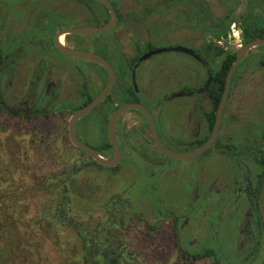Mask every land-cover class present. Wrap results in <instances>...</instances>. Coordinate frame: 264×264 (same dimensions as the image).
Wrapping results in <instances>:
<instances>
[{
    "label": "flooded vegetation",
    "instance_id": "obj_1",
    "mask_svg": "<svg viewBox=\"0 0 264 264\" xmlns=\"http://www.w3.org/2000/svg\"><path fill=\"white\" fill-rule=\"evenodd\" d=\"M9 1L0 0V104L3 106L4 116L9 115L19 119L31 116L33 112L47 113L48 109L51 108L57 110L52 114H57L59 111L68 108L73 110L79 106L76 104L78 101L86 100L87 91L83 87V92L77 96L78 98H71L68 95L64 98L62 97L63 86L71 83L70 77L75 72H80L84 77L90 76L87 67L92 66L85 63L83 66L72 63V66L64 68L60 63L66 62V59L54 47L52 40L55 34L62 29L79 28L62 25L63 17H77L78 20L81 16L65 15L62 10H57L59 6L54 9L42 6L36 10L30 9L31 7H28L27 4L18 7ZM107 1L112 4L116 12L117 23L114 29L104 34L112 33L116 37L115 28L119 22V14L114 2L112 0ZM128 1L133 5L130 12L136 9L135 14L127 15L129 22L139 29L145 27L150 21L159 23L160 31L158 34L152 33L153 36L150 37H162L170 32V29H177L184 32L187 38L207 39L203 53L194 50L192 46L191 49L185 48L199 58L195 59L191 56L202 65V68L185 78L186 81L189 78L192 83L190 86L182 87L179 90L177 97H186L187 101L182 106L174 107L172 112L173 125L166 124L162 128V132H158L155 119L144 106L154 120L157 138L165 149L180 154L194 152L201 148L213 133L217 107L214 109L210 92L220 63L230 53H234L236 56L238 48L234 49L227 38L231 25L224 36L211 32L210 28L223 24L226 19L219 23L206 24L204 7L206 8L207 5L205 0ZM241 1L242 7L247 4L250 6L258 4V0ZM95 3L102 6L103 9L101 8V10L108 16L106 22L95 26L100 27L110 20V15L103 5L98 2ZM50 12L60 22L56 21L57 26L53 32H46L43 30V26L49 22L46 18ZM194 19L196 20L194 21ZM236 26L241 31L240 26L237 24ZM78 37L63 36L61 39L64 41L62 40L61 43L67 48L89 51L99 55L96 50L98 46L104 44L103 39L91 46L82 42ZM150 37L148 36V38ZM69 39H73V45H68ZM242 45L244 44L242 43ZM257 48L263 49L261 50L262 54L256 56L249 51L235 70L231 79L227 102L220 118L217 136L201 155L188 160H175L163 156L155 148L147 122L138 112H124L115 125V136L121 159L117 167L110 169L118 168L124 160L130 166L137 167L136 165H139L136 172L140 183L149 194L150 192L154 194L155 202L152 208L155 209L152 224H158L160 221L168 222L172 243L176 249L179 245L187 248L192 254L209 252L211 258L203 259L210 261V264H215L216 261L218 264H264V113L260 109L264 99V78L262 77V75L264 76V48ZM148 51L150 50H146V53ZM32 52L36 53L39 59L26 82V94L19 102L12 104L6 100V91L18 82L19 78L20 80L23 79L21 69ZM142 55L132 65L131 72ZM251 61L253 63L249 66ZM127 64L129 63L127 62ZM71 69L73 74L70 72ZM127 70H123L122 73L124 80L129 82L130 78L126 75ZM103 71L105 72L104 69ZM69 72L70 75L66 79V74ZM105 76L107 81L106 72ZM131 83L134 95L131 96V101L128 103H139L136 97L138 91L132 79ZM4 87L5 89H3ZM174 98L176 97L172 99ZM117 107L114 105L109 107V113H106L108 119ZM110 108H114L113 111ZM104 109L103 107V112ZM98 111L99 109H95V113ZM104 113L101 111V115ZM127 113L137 115L144 125L131 129L122 128L119 132V121ZM50 115L38 117V119ZM100 118L101 116L99 120ZM174 119L180 120V123H174ZM79 122L81 121L79 120L77 124ZM75 135L81 141L76 132ZM88 146L96 149L92 145ZM174 149H180L183 152H177ZM110 151L113 157L112 147ZM201 156L202 162L211 165L217 164L219 169L215 168L210 177H206L204 174L195 175L193 169L177 170L181 173L180 178L184 176L188 180V185L183 190L169 193L170 198L174 199L171 206L169 205L167 208L162 205L159 193L161 181L159 180L162 178L163 169L166 168L167 164L170 165L169 161H191ZM145 229L147 231L146 226ZM149 234L147 232V236L151 237Z\"/></svg>",
    "mask_w": 264,
    "mask_h": 264
},
{
    "label": "rangeland",
    "instance_id": "obj_2",
    "mask_svg": "<svg viewBox=\"0 0 264 264\" xmlns=\"http://www.w3.org/2000/svg\"><path fill=\"white\" fill-rule=\"evenodd\" d=\"M112 1L119 14V22L115 28L116 37L122 54L129 64L136 61L141 54L146 53L148 47L153 50L175 47L191 49L193 47L194 50L203 53L207 39L187 38L184 32L177 29H170L171 31L162 37H150L160 31L159 23L150 21L145 27H140V31L137 26L129 22L127 16L136 13V9L130 12L133 7L132 3L128 0ZM9 2L18 5V7L27 4L28 7H31L30 9L36 10L42 6L52 9L59 6L57 10H62L65 15L81 16L78 20L77 17H63L62 25L66 26L95 27L108 20L107 14L101 10L102 6L92 1L10 0ZM205 3L207 5L206 8L204 7L206 10L205 22L210 25L222 22L229 17H237L243 8L241 0H205ZM258 5L261 15L258 20L262 21L261 24L264 26V0H258ZM46 20L49 22L43 26V30L53 32L57 25L51 24L58 21L57 17H54L50 12ZM188 25L191 26L190 23ZM105 35L102 34V37ZM94 36L89 37L94 38ZM62 40L64 41V39ZM68 45H73V39H69ZM259 49H252L251 54L256 56L262 54L261 50L263 49ZM63 58L66 59V62L62 61L60 64L64 68L72 66V63H78L80 66L85 63L92 67L86 66L90 72L88 77H84L80 72H75L70 77L71 83L63 86L62 97L66 98L68 95L71 98H78L77 96L83 92V87L90 97H94L104 87L105 72L98 65L77 58L64 56ZM38 59L39 56L34 52L29 55L21 69L23 79L20 80L19 78L18 82L6 91L8 102L15 104L23 99L26 94V82ZM250 63L249 66L253 62ZM201 66L197 60L187 54L168 51L148 58L135 69L133 79L134 86L138 91L137 100L151 112L158 132H162L161 130L166 124L173 125L172 112L174 107L182 106L187 101L186 97H177L179 90L191 85V80L188 78L186 81L185 78L191 73L200 71ZM70 72L73 74L72 69ZM70 72L66 74V79ZM262 77L264 78L263 75ZM262 77L259 76L261 79ZM173 97L176 98L172 99ZM76 98L75 100L78 101ZM83 101L84 99L76 104L80 105ZM262 103L260 109L264 113V99ZM113 109L110 108L111 111ZM101 111L103 113V108L96 113L94 110L84 116L80 120L81 122L76 125L75 131L83 143L95 148H101L106 137V133L99 122ZM72 114L73 110L68 108L32 122H12L0 112V192L3 196L8 197L9 202L7 204L14 208L16 216L20 220L21 218L33 219L39 214L48 194V189L42 187L48 174L52 171L62 172L75 166L80 167L82 170L77 173L71 186V193L77 208L84 211L99 212L107 202L113 201L115 207H121V204L127 201L129 203L127 213L132 214L134 222L127 236L131 242L137 244V237L146 231V223L151 225L154 222V209L152 208L155 202L154 194L151 192L149 194L140 183L136 172L139 165H136L137 167L130 166L126 160L122 161L116 169L102 166L101 168L96 166L83 168V165L88 166L89 160L77 152L69 142L67 135L68 122ZM174 123H180V120L174 119ZM143 125L144 123L137 115L127 113L119 121L118 131L121 132L122 128L131 129ZM174 151L183 152L180 149H174ZM111 157L112 152L109 151L104 154L103 158L110 159ZM169 162L170 165L167 164L166 168L163 169L162 178L159 180L161 181L159 192L161 204L167 208L174 201L173 198H170L169 193L183 190L188 185V180L184 176L180 178L181 173L177 170L193 169L195 175L204 174L206 177H210L215 168L219 169L217 164L211 165L202 162V156L191 161L170 160ZM158 226L161 232L158 233L156 240L152 239L151 245L154 246V251L152 250L145 256V264L211 263L208 260H201L197 263L189 262L173 245L169 223L160 221ZM147 240L142 241V243ZM29 243L30 246L33 244L38 246L36 247L40 255L35 248H32L31 251L34 256L31 255L28 259L32 258L38 264H45L44 260H47L48 264H58V255L48 241L41 237H33Z\"/></svg>",
    "mask_w": 264,
    "mask_h": 264
},
{
    "label": "trees",
    "instance_id": "obj_3",
    "mask_svg": "<svg viewBox=\"0 0 264 264\" xmlns=\"http://www.w3.org/2000/svg\"><path fill=\"white\" fill-rule=\"evenodd\" d=\"M260 17L259 5L250 6V4H247L237 17H229L223 24H220L221 26L216 25L209 30L219 36H224L229 26L235 23L241 28L242 43L246 44L255 39H264V26L261 24L262 21L258 20ZM51 25L56 26L57 24L55 22ZM78 38L91 46L103 39L104 44L98 46L96 52L104 57L116 71L114 89L104 102L96 108L100 110L104 107L105 111L107 110L104 111L105 113L103 112L104 115H101L99 120L103 131L106 133L105 129L108 121L106 113H109V107L112 105L117 107L128 103L131 101V96L134 95L130 70L135 61L127 64L120 44L112 33H108L104 37L95 35L94 38L89 36H79ZM147 50L152 49L148 47ZM234 59V53L225 56L215 75L214 85L210 92L214 109L219 103L226 74ZM101 69L103 70V68ZM126 69H128L126 75L130 78L129 82L124 80V74L122 73ZM34 91L36 92V89ZM91 100L92 97L87 95L86 100L81 105L73 108V111L84 107ZM0 111L4 115L1 104ZM55 111H57L55 108H51L48 109L47 113L33 112L31 116L19 119L12 118L9 115L5 117L12 122H32L38 117L52 114ZM94 150L102 157L107 151L111 150L106 137L104 145ZM77 152L89 160L88 166L83 165V168L91 166L101 168L85 154L78 150ZM81 170L80 167L75 166L62 172L52 171L48 174L42 186L48 189V194L39 214L33 219L21 218L20 220L16 216L14 208L9 207L7 204L9 202L8 197L3 196L0 192V264H38L32 258L28 259L31 255L34 256L31 251L32 248L38 251L37 245L30 246L29 242L33 237H41L49 242L58 255V264H145V256L152 250L154 251V246L151 245L152 239L156 240L158 233L161 232L158 224L153 223L150 225V223H146L147 231L137 237L136 244L131 242L127 236V233L132 229V223H134L132 214L127 213L129 208L127 201L121 204V207H115L113 201L107 202L99 212L78 209L74 203L71 186L75 176ZM147 232L150 233L151 237L147 236ZM144 240L147 241L142 243ZM177 249L182 252V257L192 263H197L206 257L211 258L209 252L192 254L187 248L179 245H177ZM38 255H40L39 251ZM44 263L48 264L49 262L47 263V260H44Z\"/></svg>",
    "mask_w": 264,
    "mask_h": 264
},
{
    "label": "water",
    "instance_id": "obj_4",
    "mask_svg": "<svg viewBox=\"0 0 264 264\" xmlns=\"http://www.w3.org/2000/svg\"><path fill=\"white\" fill-rule=\"evenodd\" d=\"M95 2L100 3L103 5L106 10L108 11L110 15V20L103 26L100 27H79V28H65L57 32L52 40V44L54 47L57 49V51L67 57L71 58H77V59H82L86 60L89 62H92L94 64H97L101 66L107 75V81L104 86V88L84 107L76 110L70 117L69 122H68V128H67V135L69 142L71 145L78 150L79 152L85 154L87 157H89L92 161H94L96 164L105 167V168H115L118 166L120 159H121V153L119 146L116 141V136H115V125L118 120V118L126 111H135L138 112L147 122L149 132L152 138V142L157 149L159 153H161L163 156L170 158V159H175V160H188L195 158L202 153H204L209 146L213 143L215 140L218 130H219V122L221 115L224 111L228 94H229V89H230V83L232 76L239 66L240 62L242 61L243 57L252 49L261 47L264 48V39H255L252 40L241 47H239L236 51V56H235V61L230 67L225 83H224V88L223 92L221 95V98L219 100L217 110H216V122L215 126L213 129V133L210 137V139L198 150L187 153V154H180V153H175L170 150L165 149L160 141L157 138L156 134V128H155V123L154 120L150 114V112L141 104L132 102V103H126L123 104L115 109V111L111 114V116L108 119L107 122V127H106V134H107V139L109 141V144L111 145L113 149V157L111 159H105L102 156H100L92 147L82 143L79 141L75 135V126L81 118H83L85 115L88 113L92 112L95 110L106 98L107 96L111 93L115 86L116 82V75L114 68L112 65L104 59L102 56L97 55L95 53L89 52V51H84V50H75L71 48H67L64 46L60 39L63 36H90V35H99V34H104L112 29H114L116 23H117V15L116 12L112 6V4L107 1V0H92ZM168 51H175V52H182L186 53L190 56H193L195 59H199L192 51L182 48V47H175L172 49H156V50H150L147 53L143 54L137 64L134 66L133 71H132V81L134 82L133 75L134 71L137 68L138 64L141 62L147 60L148 58L165 53Z\"/></svg>",
    "mask_w": 264,
    "mask_h": 264
},
{
    "label": "built area",
    "instance_id": "obj_5",
    "mask_svg": "<svg viewBox=\"0 0 264 264\" xmlns=\"http://www.w3.org/2000/svg\"><path fill=\"white\" fill-rule=\"evenodd\" d=\"M228 41L232 44L234 49H237L241 46L242 41H241V31L240 29L236 26V24H231L229 28V32L227 35Z\"/></svg>",
    "mask_w": 264,
    "mask_h": 264
},
{
    "label": "bare ground",
    "instance_id": "obj_6",
    "mask_svg": "<svg viewBox=\"0 0 264 264\" xmlns=\"http://www.w3.org/2000/svg\"><path fill=\"white\" fill-rule=\"evenodd\" d=\"M61 42H63L62 39H61Z\"/></svg>",
    "mask_w": 264,
    "mask_h": 264
}]
</instances>
